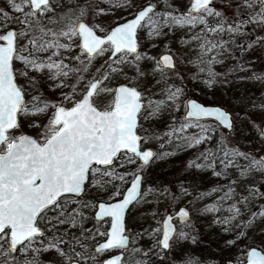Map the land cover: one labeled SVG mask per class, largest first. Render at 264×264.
<instances>
[{
  "label": "snow or ice",
  "instance_id": "snow-or-ice-1",
  "mask_svg": "<svg viewBox=\"0 0 264 264\" xmlns=\"http://www.w3.org/2000/svg\"><path fill=\"white\" fill-rule=\"evenodd\" d=\"M260 65L264 0H0V264H208L193 210L228 264H264ZM235 83L260 87L242 112L190 95ZM188 151L208 190L148 180Z\"/></svg>",
  "mask_w": 264,
  "mask_h": 264
},
{
  "label": "rangeland",
  "instance_id": "rangeland-1",
  "mask_svg": "<svg viewBox=\"0 0 264 264\" xmlns=\"http://www.w3.org/2000/svg\"><path fill=\"white\" fill-rule=\"evenodd\" d=\"M201 89L205 96V101L200 100L201 102L209 104L216 103L220 105H227L231 101V105L237 107V109L241 112L243 111V109L240 105V100L236 98L242 97L246 93V91H248L249 94L252 95H258L260 92L259 86H253L249 83L228 84L226 87L221 86L215 90V94H213L211 90L202 86ZM160 127H163V125H161ZM250 139H252L251 136L242 138L241 147L245 149L252 148L256 151H262L261 149L264 148V146H261L257 143L248 144L247 141ZM215 142L216 138H214L213 140V143ZM150 147L156 150L158 148V144H152L150 145ZM167 150L171 149L168 148ZM193 151L178 152V154L174 157L163 161H157L149 169L148 180L154 182L156 185L169 186L171 187L173 192H178L179 185L182 181L188 182L186 186H189L190 190L193 191L194 194L196 191L208 190L211 187V184L213 183L212 179L208 174L192 173L185 171V162L192 157ZM119 170L122 171V169ZM188 199L191 198L189 197ZM209 202L211 201H203L200 204H195L194 207H201L203 203ZM185 203H187L186 200L182 203L177 204L175 207H178L179 205H184ZM164 206V204L160 205L161 211H163ZM190 207L193 206L190 205ZM151 208L152 205L147 206L148 211H150ZM169 211H172V209H169ZM192 216L193 221L196 224L198 230L201 233H204L203 239L205 241H211L210 245L197 249V251H200L204 257L215 258L214 260L209 259L208 264H228V260L231 257V253L220 247V240L223 239V237H218L216 235L218 229L215 227H209L212 217L210 215H197L195 210H193ZM127 223L128 226L135 231L139 230L141 226L148 227V225L152 224L153 222L146 217L145 209L140 206H137L134 209H130L127 213ZM143 243L147 244L148 241L145 240L143 241Z\"/></svg>",
  "mask_w": 264,
  "mask_h": 264
},
{
  "label": "trees",
  "instance_id": "trees-1",
  "mask_svg": "<svg viewBox=\"0 0 264 264\" xmlns=\"http://www.w3.org/2000/svg\"><path fill=\"white\" fill-rule=\"evenodd\" d=\"M217 6L219 7L220 5H217ZM260 67H264V65H260ZM195 87H196L195 85L189 84V89H194ZM190 95L195 96L199 100L205 101V99H204L205 96H204V93L202 92V89L198 92L192 91V92H190ZM261 150L264 151V148H262ZM122 171H123V169H122ZM106 195H107L106 192H96L94 190H90L88 198L95 202L98 199H104L106 197Z\"/></svg>",
  "mask_w": 264,
  "mask_h": 264
},
{
  "label": "water",
  "instance_id": "water-1",
  "mask_svg": "<svg viewBox=\"0 0 264 264\" xmlns=\"http://www.w3.org/2000/svg\"><path fill=\"white\" fill-rule=\"evenodd\" d=\"M192 98H194V99H196L195 97H192ZM198 100V99H197ZM199 102H201L200 100H198ZM201 103H203V102H201ZM205 104H209V103H205ZM152 148V147H151ZM153 150H154V148H153ZM100 200H103V199H98V200H96L95 202H98V201H100ZM184 205H179L178 207H176V209L178 210V208L179 207H183Z\"/></svg>",
  "mask_w": 264,
  "mask_h": 264
}]
</instances>
